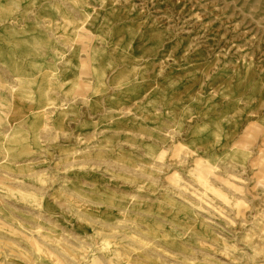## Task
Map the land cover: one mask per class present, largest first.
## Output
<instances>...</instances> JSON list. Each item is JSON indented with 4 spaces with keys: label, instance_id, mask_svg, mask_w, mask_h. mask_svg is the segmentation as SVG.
Masks as SVG:
<instances>
[{
    "label": "rangeland",
    "instance_id": "1",
    "mask_svg": "<svg viewBox=\"0 0 264 264\" xmlns=\"http://www.w3.org/2000/svg\"><path fill=\"white\" fill-rule=\"evenodd\" d=\"M65 1L85 17L109 6L139 23L174 22L172 35L190 47L180 59L211 66L195 77L225 79L227 125L211 115L218 129L203 146L173 148L164 132L163 147L151 144L139 163L131 156L129 174L109 148L95 159L116 172L100 180L91 143L60 146L64 137L48 134L34 149L4 148L0 264H264V0ZM104 203L110 211L94 210Z\"/></svg>",
    "mask_w": 264,
    "mask_h": 264
},
{
    "label": "crops",
    "instance_id": "2",
    "mask_svg": "<svg viewBox=\"0 0 264 264\" xmlns=\"http://www.w3.org/2000/svg\"><path fill=\"white\" fill-rule=\"evenodd\" d=\"M100 8L86 21L81 7L65 0H0L1 154L4 148L34 149L37 137L48 134L64 137L60 146L70 137L97 149L93 163L105 166L93 177L100 180L116 172L110 159H95L109 148L129 174L131 156L139 163L145 148L163 147L164 132L171 133L173 148L179 140L203 146L218 129L209 126L211 115L227 125L220 103L225 79L214 77L210 85L204 79L211 66L180 59L190 47L172 35L174 22L163 27L158 14L139 23L123 8ZM197 66L204 79L195 77ZM209 93L213 103L206 102ZM256 106L247 104V110ZM103 205L94 210H111Z\"/></svg>",
    "mask_w": 264,
    "mask_h": 264
},
{
    "label": "bare ground",
    "instance_id": "3",
    "mask_svg": "<svg viewBox=\"0 0 264 264\" xmlns=\"http://www.w3.org/2000/svg\"><path fill=\"white\" fill-rule=\"evenodd\" d=\"M203 231V230H202Z\"/></svg>",
    "mask_w": 264,
    "mask_h": 264
}]
</instances>
